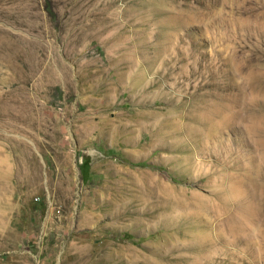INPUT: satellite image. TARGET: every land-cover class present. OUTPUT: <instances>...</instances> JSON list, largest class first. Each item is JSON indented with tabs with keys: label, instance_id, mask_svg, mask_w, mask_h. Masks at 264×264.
Segmentation results:
<instances>
[{
	"label": "rangeland",
	"instance_id": "1",
	"mask_svg": "<svg viewBox=\"0 0 264 264\" xmlns=\"http://www.w3.org/2000/svg\"><path fill=\"white\" fill-rule=\"evenodd\" d=\"M263 119L264 0H0V264H264Z\"/></svg>",
	"mask_w": 264,
	"mask_h": 264
},
{
	"label": "bare ground",
	"instance_id": "2",
	"mask_svg": "<svg viewBox=\"0 0 264 264\" xmlns=\"http://www.w3.org/2000/svg\"><path fill=\"white\" fill-rule=\"evenodd\" d=\"M240 71V70H239ZM226 72V71H225ZM261 86V85H260ZM234 90V89H233ZM216 104V103H215ZM220 105V104H219ZM208 107V106H207ZM212 107V106H211ZM212 111H218L217 107H214L212 109ZM256 112V111H255ZM213 112H211L212 114ZM214 115V114H213ZM208 116V115H207ZM206 116V117H207ZM199 117V115H198ZM205 117V116H204ZM202 119V118H201ZM264 120V119H263ZM208 121V120H207ZM260 121V120H259ZM192 122V121H191ZM213 122V121H212ZM236 124V123H235ZM212 126L214 124H211ZM210 125V126H211ZM151 126V125H150ZM188 129V128H187ZM194 129V128H193ZM259 133V132H257ZM261 133V132H260ZM260 145L263 146V151H261L260 155L262 157V159H264V144L260 143ZM261 146V147H262ZM257 147V146H256ZM240 150V149H239ZM255 150V149H254ZM238 153V150H237ZM236 153V154H237ZM241 154V153H238ZM237 154V155H238ZM256 155V154H255ZM240 158H237L234 162V166H231V168L227 169L228 170V177H226V180L230 181L232 184L235 185V187H239L238 190L240 192L239 195L241 196V200H239L238 202H236L237 204V214L236 215H240L244 221L241 222V219H238V222H240V224L245 223L243 225L245 226H249L247 224H251L250 227H252L253 225L257 228L258 227V222H260L262 219H264V196L262 198V200H258L257 197L255 195H251V196H247L249 195V193H247L246 191L248 190V187L251 186H256V184H254L253 179H256L254 176H252L253 174H256L257 169H258V165L257 162L258 160H256V158H253L254 156H249L247 157L246 154H242L240 155ZM255 159V160H254ZM240 161H244L246 162L245 164L241 165V167L239 166V162ZM226 170V171H227ZM258 175V174H256ZM256 188L260 191L264 192V188L256 186ZM252 190V189H250ZM247 193V194H243V193ZM257 194V193H256ZM262 194V193H261ZM230 201V200H229ZM227 206V205H226ZM216 211V210H215ZM235 212V211H234ZM217 213V212H216ZM220 213V212H218ZM209 219V218H208ZM209 221V220H208ZM263 221V220H262ZM233 222V221H232ZM209 224V223H208ZM211 224V222H210ZM209 224V225H210ZM239 224V223H237ZM239 224V225H240ZM238 226V225H237ZM237 226H233L232 229V235L235 234V236L238 234V227ZM244 226V227H245ZM237 227V228H236ZM240 228V227H239ZM253 228V227H252ZM249 229V228H248ZM251 229V228H250ZM253 230V229H252ZM242 231V230H241ZM224 233V232H223ZM248 233V232H247ZM213 234V233H212ZM219 234V233H218ZM217 234V236H219ZM209 237V236H208ZM223 237V236H222ZM234 237V236H233ZM207 238V237H206ZM219 239V237H218ZM222 239V238H221ZM246 239V238H245ZM218 241V240H217ZM216 241V243H217ZM226 243V242H225Z\"/></svg>",
	"mask_w": 264,
	"mask_h": 264
}]
</instances>
